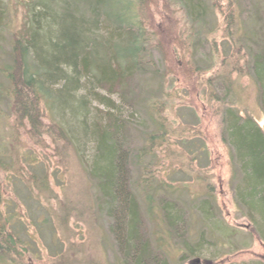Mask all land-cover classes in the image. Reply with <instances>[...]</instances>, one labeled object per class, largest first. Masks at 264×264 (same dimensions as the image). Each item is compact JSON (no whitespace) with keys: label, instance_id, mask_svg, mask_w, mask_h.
Here are the masks:
<instances>
[{"label":"rangeland","instance_id":"rangeland-1","mask_svg":"<svg viewBox=\"0 0 264 264\" xmlns=\"http://www.w3.org/2000/svg\"><path fill=\"white\" fill-rule=\"evenodd\" d=\"M34 2L0 0V152L22 165L14 172V162L7 158L6 171H0V220H11L3 238L12 239L10 247L0 242V264H123L115 221L89 175L93 146L86 139H75L82 114L71 115L81 110L79 101L86 99L84 121L90 127L100 118L98 112L107 109L81 88L64 108L47 102L41 108L42 123L61 122L75 140L76 150L57 155L50 144L42 150L22 128L12 126L17 116L4 99L9 83L3 71L12 66L14 38L28 39ZM66 2H75L84 11L81 0ZM188 2L190 13L185 9ZM226 2L144 0L138 12L146 27L140 54L145 71L134 75L121 98L118 89L119 94L110 98L111 111H117L125 123L122 155L127 158L128 190L139 209L141 239L148 242L153 256H161L167 264H264V232L236 201L240 177L230 162L220 124L222 106L231 105L242 117L250 116L264 127L254 88L246 78L229 93L226 86L215 85L218 99L213 102L205 87L214 62L229 52L219 14ZM239 2L240 26L255 29L264 0ZM101 19L89 31L111 34L116 26L104 27ZM101 45L94 54H103ZM186 63L193 77L183 74ZM61 85H55L53 92ZM156 114L164 119L165 128H172V136L163 137L152 153L136 159L147 147L149 135L159 132L151 122ZM33 159L35 167L29 168ZM30 174L39 184L29 179ZM163 213L173 217L176 232L167 234Z\"/></svg>","mask_w":264,"mask_h":264},{"label":"trees","instance_id":"trees-1","mask_svg":"<svg viewBox=\"0 0 264 264\" xmlns=\"http://www.w3.org/2000/svg\"><path fill=\"white\" fill-rule=\"evenodd\" d=\"M34 1L30 9L28 39L22 42L14 38L12 66L9 71H3L9 83L4 99L11 103V111L18 118L15 117L12 126L22 128L28 139L42 150L50 144L52 152L57 155L62 151L76 150L75 140L61 122L52 120L44 125L41 108L47 102L64 108L73 101L74 93L80 88L103 105L107 111H97L100 118L95 119L90 127L84 121L88 112L86 99L79 101L81 110L72 111L71 115L82 114L83 121L75 139L81 142L86 139L93 146L89 175L96 182L102 203L110 211L109 215H112L118 229L115 242L121 261L123 264H167L161 256H153L148 242L141 239L139 209L128 190L127 158L122 155L125 123L117 111L110 109L114 106L110 98L119 94L117 89L121 98L134 75L145 71V62H142L140 54L142 42L146 40V27H143L138 12L144 0H81L84 11L75 2L67 5L66 0ZM239 4V0H227L225 11H219L224 25V48L228 47L229 52L214 62L205 87L210 100L216 102L215 85L226 86L229 93L238 80L249 79L264 118V13L257 18L255 29L242 28L238 21ZM186 6L190 13L189 2ZM83 12L88 13L89 18ZM1 16L0 12V19ZM99 17H102L104 27L106 24L111 28L114 24L116 29L104 35H99L96 30L89 31L90 26L97 28ZM99 44H102L103 54H94ZM187 67L188 63L183 74L193 77L195 73ZM57 84H62L61 90L53 92L52 88ZM97 92H105L108 96ZM152 105L156 113L157 107ZM17 121L26 123L16 126ZM151 122L159 132L149 135L147 147L137 153L136 159L152 153L151 148L163 137L172 136V128L168 125L165 128L163 118L158 119L156 114ZM220 124L230 162L240 177L235 189L236 201L251 220H259L256 222L264 232V127L260 128L250 116L242 117L231 105L222 106ZM15 143L17 140H13L12 145ZM8 154L0 152V171H6L7 158L9 163L10 158L14 162L12 171L21 170L22 165ZM31 167H35L34 159L29 165ZM30 178L35 185L39 184L34 176ZM163 215L166 228H169L167 234L176 232L173 217L168 213ZM5 219L3 223L0 220V242L10 247L12 239L10 236L8 240L4 239L3 234L8 233L6 228L11 220Z\"/></svg>","mask_w":264,"mask_h":264},{"label":"water","instance_id":"water-1","mask_svg":"<svg viewBox=\"0 0 264 264\" xmlns=\"http://www.w3.org/2000/svg\"><path fill=\"white\" fill-rule=\"evenodd\" d=\"M197 263H199V262L197 261Z\"/></svg>","mask_w":264,"mask_h":264},{"label":"flooded vegetation","instance_id":"flooded-vegetation-1","mask_svg":"<svg viewBox=\"0 0 264 264\" xmlns=\"http://www.w3.org/2000/svg\"><path fill=\"white\" fill-rule=\"evenodd\" d=\"M199 262V261H198Z\"/></svg>","mask_w":264,"mask_h":264}]
</instances>
